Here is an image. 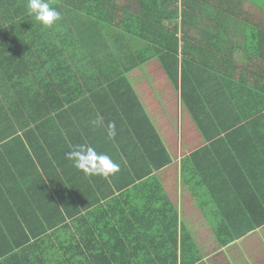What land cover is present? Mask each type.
Here are the masks:
<instances>
[{
  "label": "trees",
  "instance_id": "trees-1",
  "mask_svg": "<svg viewBox=\"0 0 264 264\" xmlns=\"http://www.w3.org/2000/svg\"><path fill=\"white\" fill-rule=\"evenodd\" d=\"M49 1L62 17L51 28L42 26L28 14L27 0H14V4L11 0H0L1 20L18 21L16 41L13 43L8 38L0 44L12 53L7 57L10 65L6 67H15L11 76L6 71L0 72L3 80H22L26 59L22 50L26 47L32 50L33 45L40 43L42 30L49 29V34L56 32L62 42L60 46L54 40L51 49L66 50L77 42L82 52L92 54L84 56L79 66L84 69L81 77L86 76L85 81L92 83V87L81 90L84 98L80 103L95 104V108H91L94 118L103 117L107 123L103 87L126 81L133 92L129 74L138 68L142 59L131 52L129 44L133 42H124L113 35L112 30L118 26L116 22H120L121 31L145 42L147 50L158 45L162 67L177 89H181L183 105L201 132L206 147L215 148L221 143L225 148V142H234L236 131L244 125L242 121L235 122L234 117L264 116L263 87L240 90L233 88L232 82L228 84V77L223 87H217L213 81H217L218 76L212 68L206 69L210 74L202 81H197L199 77L195 73L191 74L192 79L187 77L181 70L177 28L171 32L163 27V22L179 21L180 6L181 22L189 25L196 26L200 21L234 22L233 0H173L175 11L168 8L172 0H136L141 9H124L117 0ZM76 22L89 24L78 34ZM29 28L38 39L30 40L29 35L33 33ZM150 36H160V39L155 42ZM43 61L46 63V58ZM199 63L193 58L191 65L197 66L195 71L208 66ZM34 69L41 72V63H36ZM58 76L64 84L72 80L66 72L57 71L55 78ZM194 82H203V89L195 87ZM60 85L56 84L47 93L41 90L40 84L27 88L18 85L13 106H7L11 112L16 111L15 130L9 111L2 109L0 129L2 136L9 138L0 139V264H149L153 254L159 257L161 264H170V260L178 264L179 242L183 245L191 238L183 230L180 233L178 210L156 177L172 164L161 138L146 118V137L142 135L130 141L121 135L109 140L101 137L97 128L94 139L88 143L77 142L74 106L58 105L59 101L62 103L58 97ZM218 122H223L222 128H218ZM261 138L251 144L261 147L264 144ZM77 144H88L97 152L109 155L121 165L120 171L107 179L83 174L65 158V153ZM220 160L223 164V156ZM218 163L216 160L211 175L217 176ZM192 171L188 177L183 166L182 181L193 190L197 185L209 190L202 182L203 172L199 166ZM226 171L225 184L230 187L237 171ZM206 182L210 184L214 179ZM233 200L236 202L235 197ZM223 201L219 205L223 211L215 234L221 245L233 244L251 232L237 233L239 225L249 226L250 230L264 226V218L248 217V214L240 218L235 210L240 209V202L234 206L227 194ZM262 206L259 212H264ZM233 210L235 215L231 217ZM128 211L130 217L123 216V212L128 214ZM245 220L248 222L244 223ZM131 225L134 226L130 228ZM159 246L160 249H156Z\"/></svg>",
  "mask_w": 264,
  "mask_h": 264
},
{
  "label": "crops",
  "instance_id": "crops-1",
  "mask_svg": "<svg viewBox=\"0 0 264 264\" xmlns=\"http://www.w3.org/2000/svg\"><path fill=\"white\" fill-rule=\"evenodd\" d=\"M13 1L11 0L12 3ZM48 2L50 3L49 0ZM117 4L124 9L130 7L141 9L136 0H117ZM168 8L176 10L173 0ZM233 9L234 22L200 21L194 26L187 24L188 22H181L182 6H180L179 21L163 22V27L171 32L177 28L176 39L180 44L181 70L183 73L186 72L187 77L192 79L191 74L195 73V76L199 77L197 81H202L204 77H209V70L212 68L218 76L217 81H213L217 87H223L228 77V84L232 82L233 88L240 90L246 87L264 88V0H233ZM119 23L116 22L118 26L112 30L113 35L122 38L124 42H133L129 44L131 52L134 51L133 54L141 56L142 59L138 68L136 67L129 74L133 92L126 81L103 87L105 92L102 100L105 108H108L105 120L115 122L116 137L123 135L132 141L142 135L146 137L144 129L147 118L164 143L172 164L157 173L156 177L172 205L178 210L180 233L183 230V233L191 238L183 245L179 242L178 264H264V226L255 227V230H250L249 226H237V233L246 230L251 232L228 246L221 245L215 235L223 211L219 205L224 203L226 194L234 206L240 202V209L235 208L240 218L245 215L264 218V212L258 211L261 209L260 205L264 208V144L261 147L251 144L259 138L262 139L261 137L264 138V116L255 119L249 116L234 117L235 122L242 121L244 124L239 131H236L234 142H225L227 144L225 148L221 143L215 148L206 147L208 145L201 132L183 105L181 89H177L162 67L158 45L151 46L152 49L147 50L145 42L126 35L121 31ZM85 24L89 22L74 24L75 28H79L76 29L78 34ZM17 25L18 21H2L0 18V44L3 39L8 38L13 43L16 41L18 35L15 26ZM29 29L33 33V30ZM29 37L34 41L37 35L33 33ZM59 37L56 32L49 34V29L42 30L40 43L33 45L32 50L28 47L22 50L26 55L23 63L24 74L20 76L22 80L16 78L12 81L3 80V74H0V118L3 108L9 111V119L14 123L12 129H16V111L13 109L11 112L12 110L7 106H13L18 85L27 88L28 85L33 87L35 84H40L41 90L47 93L56 84H61L58 88V97L62 103L59 101L58 105H65L66 108L71 104L74 106V134L77 142L88 143L97 136L98 129L91 123L95 119L91 108H95L96 105L89 102L80 103L84 98L81 90L92 87V83L85 81L86 76L84 79L81 77L84 69L79 66L83 63L84 56L91 57L92 54L87 51L82 52L77 42L66 50L51 49L54 40L62 46ZM150 39L158 42L160 36H150ZM40 51L42 56L39 57ZM11 55L5 45L0 46V72L6 71L10 76L15 73V67H6L10 65L6 60ZM45 58L46 63L43 61ZM55 58L58 60L55 61ZM193 58H196L200 65L208 66L195 71L196 65H191ZM36 63H41V72L35 71ZM57 71L66 72L72 80L64 84L59 76L55 78ZM40 73L41 75L37 77L36 75ZM76 77L83 80V83L77 82ZM141 79L145 80L141 82ZM203 85V82H194V86L199 90L203 89ZM257 121L260 125H252ZM218 123H220L218 128H222L223 122ZM99 131L101 137L107 138L104 128H100ZM11 137L13 138V135H10ZM2 138L9 137L2 136L0 129V139ZM221 156H223V164L220 160ZM216 160H219L217 167L220 170L217 176H214L211 175V171ZM183 166L188 177H191L190 172L199 166L200 172H203L202 182L210 189L206 190L198 185L194 190L191 189L182 181ZM226 170L237 171L230 187L225 184ZM208 179H214V182L209 184L206 182ZM121 180L124 183V179ZM233 197L236 198V202ZM245 202L248 205H243ZM235 210L231 211V217L235 215ZM128 215H130L129 211L128 214L123 212V216ZM133 226L131 225L130 228ZM140 244L138 243V246ZM156 249H160V246ZM125 258L129 260L128 256ZM218 258L220 262L217 261ZM151 261L152 264H161L156 254L149 258L148 263L151 264ZM171 262L173 260H170V264H174Z\"/></svg>",
  "mask_w": 264,
  "mask_h": 264
},
{
  "label": "clouds",
  "instance_id": "clouds-1",
  "mask_svg": "<svg viewBox=\"0 0 264 264\" xmlns=\"http://www.w3.org/2000/svg\"><path fill=\"white\" fill-rule=\"evenodd\" d=\"M27 11L30 16L42 26L51 28L61 20V13L50 6L48 0H27ZM91 123L97 128H104L109 140L117 135L114 121L105 123L103 117H97ZM65 158L73 163V166L87 176H101L107 179L120 171L121 165L115 162L107 154L99 153L88 144H77L71 151L65 153Z\"/></svg>",
  "mask_w": 264,
  "mask_h": 264
},
{
  "label": "rangeland",
  "instance_id": "rangeland-1",
  "mask_svg": "<svg viewBox=\"0 0 264 264\" xmlns=\"http://www.w3.org/2000/svg\"><path fill=\"white\" fill-rule=\"evenodd\" d=\"M190 23H192V22H190ZM147 67H148V66H147ZM150 74H151V73H150ZM156 74H157V72L154 73V75H156ZM142 75H143V74H140V76H142ZM151 75H152V74H151ZM144 80H145V79H141V82H143ZM204 240H205V239H204ZM217 261L220 262L221 260L218 258Z\"/></svg>",
  "mask_w": 264,
  "mask_h": 264
}]
</instances>
